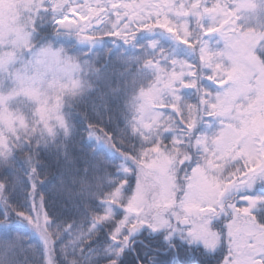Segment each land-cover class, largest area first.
Instances as JSON below:
<instances>
[{
    "label": "snow or ice",
    "instance_id": "6c2138e0",
    "mask_svg": "<svg viewBox=\"0 0 264 264\" xmlns=\"http://www.w3.org/2000/svg\"><path fill=\"white\" fill-rule=\"evenodd\" d=\"M85 7L80 5L81 10ZM234 7L242 10L239 3ZM152 14L149 13V17ZM72 15L62 16L54 12L47 20L41 18L40 28L28 34L32 46L27 52L31 59L24 64L23 73L17 70L16 74L22 87H35L47 94L64 79L68 80L69 86L77 87L78 82L71 80L72 74L93 68L94 61L89 58L91 53L72 54L52 43L53 38L59 40L67 36L72 37L77 45L95 49L98 42L94 37H86L88 26L81 23L87 18L81 12L74 13L76 20L71 18ZM155 15L159 18L166 13L160 10ZM216 15L221 18L211 17L213 23L202 29V35L218 32L225 41V48L216 55L214 66L201 65L199 79H191L193 73L190 69L196 66L177 60L175 48L168 52L152 41L149 47L154 55L159 52L162 61L159 67L167 70L170 66L171 75L167 79H160L157 75L158 86L149 95L138 98L134 105L138 108V115L119 121L113 132H106L102 124L88 123L85 126L86 139L95 140L97 146L105 144L109 151L120 154L122 161L114 176L119 183L115 185L113 195L121 193L123 202L115 211L106 208L105 215L94 217L96 225L110 217L116 221L111 231L106 232V240L110 248L117 249L120 259L112 258L109 253L103 264H124V256L130 251L137 257L136 264H160L159 257L147 250L151 246L143 239L137 240L141 236L158 240L159 245L173 254V260L178 259L183 251L187 255L198 253L205 264H264V218H256V213L264 210V128L256 131L249 126L255 112L244 111L243 104L250 93L264 97V67L249 63L232 43L239 38V33H234L227 15L220 12ZM154 26L165 30L177 48L183 46L194 55L199 52L201 57L207 50V40L190 30L189 25ZM111 34L119 36L118 32ZM37 36L39 41L35 39ZM256 54L260 64L264 65V56L259 52ZM205 67L207 71H204ZM30 68L34 69L33 75H28ZM50 72L53 76L51 82L46 79ZM94 75L100 79L99 70ZM186 76L189 77L187 81ZM205 78L220 91L212 93L201 83ZM185 88L195 90L198 95L203 92L197 104L184 101L182 92ZM101 100H104L103 93ZM238 100L241 103H237ZM157 104L167 109V114L153 111ZM182 105H187V116ZM93 110L99 117L95 102ZM206 120L217 121L218 130L209 134L208 130L214 125ZM201 124L205 129L202 133ZM153 125L157 127L153 128ZM94 127L104 131L108 140L93 131ZM165 133L169 135L165 136ZM117 142L129 144L133 151L117 148ZM32 171L39 175L38 169ZM43 183L41 178L39 184ZM0 185L7 189L4 181L0 180ZM27 187L29 193H38V197H30L29 207L34 208L35 200L39 198L43 217L34 220V211L27 214L24 211L0 212V221H10L15 215L33 225L37 232L43 229L49 235L53 230L60 234L64 228L71 227V221L64 224L49 212L46 196L37 183L29 179ZM97 202L103 204L105 198L98 197ZM90 226L95 225L90 222ZM5 227L11 225L0 223V228ZM43 243L41 240V249ZM52 243L55 249L58 241ZM96 243L98 241L88 240L87 249H82V254L91 252ZM136 243L146 250L137 252ZM17 246L22 247L16 240L8 241L4 247L6 256L14 255ZM40 254L42 264H49L42 250ZM84 261L91 264V258L86 254Z\"/></svg>",
    "mask_w": 264,
    "mask_h": 264
},
{
    "label": "trees",
    "instance_id": "16d2710c",
    "mask_svg": "<svg viewBox=\"0 0 264 264\" xmlns=\"http://www.w3.org/2000/svg\"><path fill=\"white\" fill-rule=\"evenodd\" d=\"M215 1L218 0H200L199 3L200 6L205 3V7L210 8ZM229 1L231 0H221V3L227 4ZM51 16L43 11L35 16L32 21L33 32L40 28L43 22L41 18L47 20ZM160 20L123 23L117 36L111 33H115L119 26H115L113 17H110L99 30L86 35L94 37L100 43L99 47L91 50L77 45L72 37L52 39L55 47L68 49L72 54L91 53L89 58L94 61V66L91 70L75 73L77 87L58 92L64 127H54L49 132L30 114L26 115L33 109L28 105L23 111L27 120L26 128L15 135H7V147H0V180L7 184V189L0 185V212L10 214L24 211L27 214L33 211L34 208L29 207L30 197H38V193H29L27 184L30 179L37 183L39 190L45 194L49 212L60 218L64 224L70 221L72 224L70 228H64L60 234L53 230L51 235L45 232L38 239V235L31 228L32 225L20 217L12 215L10 221H0L11 225L0 228V264H9V261L11 264H42L41 250L47 259L50 257L49 264H85L84 254L91 258V264H103L109 253L112 258L119 261L117 249L110 248L106 240V232L111 231L116 221L110 217L96 225L94 217L105 215L106 208L115 211L123 202L121 193L117 195L118 197L113 195L115 185L119 183L114 176L122 162L121 155L109 151L103 143L97 146L95 140L86 139L85 126L88 123L102 124L106 132L111 133L119 121L125 117L131 119L138 115L137 107L134 105L140 95L155 82L154 64L162 62L159 52L154 55L149 47L152 41L157 42L168 52L175 48L176 59L195 65L196 67L191 68L193 79H199L201 65H206V58L201 57L199 52L195 55L189 53L183 46L177 48L165 30L154 26L163 24L168 27L172 23L171 17L166 14ZM186 25L190 26V30L202 35V29H207L208 22L202 15H193L186 19ZM256 32L262 36L256 53L264 56V24L257 27ZM205 37L202 35L203 39ZM35 39L39 41L40 37L37 36ZM96 66H99L98 69ZM97 70L100 71L99 80L94 75ZM201 83L207 85L214 93L213 85H210L206 78ZM4 90H7V87L4 86ZM101 93L104 94V100H101ZM189 95V98L183 95L184 101H190L195 105L203 96V92L198 95L192 89ZM93 102L99 108V117L94 114ZM101 104L105 106L101 107ZM24 105V100L18 98L8 104L7 109L20 111ZM182 106L184 115L187 116V105ZM205 122L214 125L208 130L209 134L218 130L217 122L214 120ZM200 130L201 133L205 131L203 124L200 125ZM93 131L99 132L105 141L108 140L104 131L95 127ZM116 147H124L126 152L133 151L127 143L117 142ZM93 148L95 151H92ZM128 163L131 165L132 162L129 160ZM34 168L38 169L39 175L32 171ZM41 178L44 180L43 184H39ZM98 197H104L105 203H98ZM35 205L43 216L39 198L35 200ZM256 218H264V210L257 212ZM90 222L95 226H90ZM140 239L151 246L147 250L159 257L160 264H205L196 252L187 255L181 251L179 258L173 260V254L167 252L163 245H159L158 240L147 236L137 237V240ZM13 240L18 241L22 247L17 246L14 255L9 257L6 256L4 247L8 241ZM41 240L44 242L42 249ZM53 240L58 241L55 249ZM88 240L98 243L91 252L82 254L81 250L87 249ZM135 249L141 253L146 250L139 243H136ZM136 259L137 257L130 251L124 256V264H136Z\"/></svg>",
    "mask_w": 264,
    "mask_h": 264
},
{
    "label": "rangeland",
    "instance_id": "374dc122",
    "mask_svg": "<svg viewBox=\"0 0 264 264\" xmlns=\"http://www.w3.org/2000/svg\"><path fill=\"white\" fill-rule=\"evenodd\" d=\"M199 1L75 0L74 2V0H0V147H7V135H15L18 131L26 128L27 120L23 115V111L28 105L33 109L31 110L32 112L26 113V115L30 114L31 117H34L46 129L52 130L54 127H64L61 115L60 93L58 92L71 88L68 80L64 79L60 81V85L54 90L49 91L47 94H42L38 88L22 87L16 79L17 70L23 73L24 64L31 59L27 52L28 48L31 47L28 34L33 33V18L42 11L48 12L51 15L55 12L57 15L62 16L73 13L71 17L73 20L77 19L74 13L81 12V15L87 18L86 20H81V23L88 26V31L85 35L93 34L99 30L110 17H113L115 21L114 25L119 26V29L115 33H119L123 23H131L132 21L144 22L151 19L160 20L165 16L161 15L160 19L157 18L155 12L160 10L171 17L172 23L168 27L184 26L186 25V19L193 15L204 16L209 27L213 23L211 17H215L216 20L221 18L219 15H216L217 12H220L227 15L234 33H239V38L232 41L234 46L239 49L242 55L247 57L249 63L256 64L258 67H264L256 56V51L259 49L262 39V36L257 34L256 30L257 27L264 24V0H231L227 4H222L221 0H218L210 8L205 7V3L200 6ZM237 3L242 5V10L238 11L234 7ZM81 4L86 5L84 10L80 8ZM87 5L91 6L87 7ZM142 5L144 7H141ZM134 8L135 10H133ZM149 13H153L151 17H149ZM215 26L219 28V24ZM205 40H207V50L203 56L206 58V65L212 64L214 66L216 55L225 48V41L218 32L207 35ZM83 46L88 50L92 49L88 45ZM99 46L100 43H96V47ZM159 63L154 64L156 71L154 84L147 91L143 92L140 97L149 95L151 90L158 86L156 83L157 75H159L160 79H167L171 75L170 68L166 70L163 67H159ZM224 63L227 65V60ZM190 71L193 73L192 69ZM75 73L71 76L73 82H75ZM33 74L34 69L30 68L28 75ZM193 77L192 75L191 79ZM46 79L49 82L52 81L53 76L51 72ZM184 79L187 81L189 77L186 76ZM4 86L7 87V90H4ZM175 87L179 88L180 85H175ZM213 88L214 93L220 91L215 85H213ZM190 90L192 89L185 88L182 96L185 95L189 98ZM18 98L24 100L25 105L23 108L20 111L7 109V105ZM262 99L264 97H260L256 93H250L249 98L243 101L245 105L244 111L255 112V115L249 121V126L255 128L256 131L264 128V103H261ZM237 103H241V101L238 100ZM153 111H165L167 114V109L162 108L159 104L153 108ZM217 125L219 128L218 122ZM155 127L157 125H153V128ZM162 130L161 128L160 131ZM164 135L167 136L169 134L165 133ZM119 194L116 193L115 196L118 197ZM33 211L35 213L33 216L34 220L43 217L37 205L34 206ZM31 228L38 236H42L45 233L43 229L37 232L33 225ZM45 245L47 247V244ZM48 261L50 263V257Z\"/></svg>",
    "mask_w": 264,
    "mask_h": 264
}]
</instances>
